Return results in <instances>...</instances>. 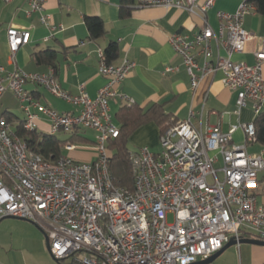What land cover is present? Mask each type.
<instances>
[{
  "label": "built area",
  "instance_id": "1",
  "mask_svg": "<svg viewBox=\"0 0 264 264\" xmlns=\"http://www.w3.org/2000/svg\"><path fill=\"white\" fill-rule=\"evenodd\" d=\"M27 1L29 13H40L41 23L49 25L47 0ZM216 1L138 0L134 7L163 6L202 14L206 23L202 29L173 34L169 40L182 58L191 90H197L206 75L221 72L223 85L237 92L238 110L251 106L257 116L264 107V39L252 65L233 60L254 38L244 20L257 12L256 6L242 0L235 12L218 11L216 34L206 19ZM51 30L58 33L63 26ZM7 40L14 59L29 44L31 31L11 26ZM213 42L218 46L216 54ZM99 53L98 71L107 82L96 98L88 95L85 85L78 94L69 93L53 67L27 72L0 65V99L8 91L16 95L26 115V130L37 131L38 114L50 120L52 136L90 129L95 132L96 153L92 162L63 154L46 158L31 150L6 117H0V221L10 217L34 222L48 236L53 258L71 264H194L221 251L231 238L238 246L245 236L264 242V206L256 191L264 158L248 152V146L257 142L254 122L234 125L228 132L216 125L205 132L194 126L191 110L187 120L162 132L160 153L144 146L131 154L132 190L115 185L109 146L120 128L110 104L116 99L134 104L119 93L118 86L136 63L126 57L120 65L109 64L105 53ZM178 71L179 67L167 66L164 74ZM29 83L45 88L76 111L60 113L34 101L26 89ZM238 129L244 131L243 144L233 143ZM78 146L68 142L64 147L73 151Z\"/></svg>",
  "mask_w": 264,
  "mask_h": 264
},
{
  "label": "crops",
  "instance_id": "2",
  "mask_svg": "<svg viewBox=\"0 0 264 264\" xmlns=\"http://www.w3.org/2000/svg\"><path fill=\"white\" fill-rule=\"evenodd\" d=\"M128 1L131 0H47L45 13L50 17V21L49 25H43L40 21V13H29L27 0H0V65L8 71L19 67L27 72H46L52 66L37 63L34 54L47 49L53 50L58 53L56 67L53 68L62 87L76 95L80 86L85 85L88 95L96 98L99 90L107 82L98 71L101 61L99 51L104 52L110 43H117L118 56L112 64L120 65L126 57L136 63V67L118 86L119 93L133 99V105L138 106L143 112L154 105L159 106L170 119L165 127L187 120L191 110L195 112V118L192 120L194 126L205 132L216 125H219L222 131L228 132L234 125L255 121L256 116L251 106L238 110L237 92L223 85L221 72L206 75L197 90H191V80L182 58L176 53L169 40L173 34H193L202 29L206 24L202 14H190L182 9L163 6L136 8L134 6L138 0H134L130 5V15L123 18L121 10L127 8ZM241 2L242 0H217L206 14L207 25L218 34L217 12H235ZM86 16L102 19L106 31L103 37L99 39L91 37L85 23ZM58 25L63 26V30L53 34L51 27ZM11 26L31 31L29 44L21 47L14 59L11 58L7 40V31ZM244 27L254 38L247 42L242 54L233 56V60L252 65L255 61V53L263 46L264 16L258 12L247 15ZM212 48L216 54L218 52L216 42H213ZM220 53L226 55L224 49H221ZM197 60L202 64L201 57ZM167 66L179 67V71L164 74ZM26 89L34 101L44 106L60 113L76 111L73 105L54 97L41 86L29 83ZM12 95L16 97L13 92L8 91L1 97L0 117L9 113L25 122L26 115L22 104L17 97L18 103H12L10 101ZM133 105L120 99L111 102V113L119 128L122 124L118 115L122 108H131ZM32 111L37 112L36 109ZM17 123L18 121L12 124L14 129ZM36 123L39 132L50 134L51 122L46 116L38 114ZM162 132V127L156 119L152 115L147 117L129 136L131 154L137 153L144 146L156 154L160 153ZM81 135H84L88 141L73 142V144L87 149L82 152L67 151L64 147L65 143L62 146V154L69 153L76 161L92 162L96 159L93 148L95 132L85 129L82 130ZM56 136L67 140L73 135L59 133ZM232 138L234 144H243L244 131L236 130ZM248 152L251 155L262 154L264 158V144L251 143ZM256 191L260 203L264 206V170L259 173ZM1 222L2 220L0 224ZM35 227H29V235H13L6 244L2 245L0 264H60L47 250L46 233L36 224ZM64 264L71 262L66 261ZM212 264H264V246L233 245Z\"/></svg>",
  "mask_w": 264,
  "mask_h": 264
},
{
  "label": "trees",
  "instance_id": "3",
  "mask_svg": "<svg viewBox=\"0 0 264 264\" xmlns=\"http://www.w3.org/2000/svg\"><path fill=\"white\" fill-rule=\"evenodd\" d=\"M133 1L134 0L128 1L127 8H122L121 17L125 18L130 15V5L134 3ZM249 1L256 6L257 12L264 16V0ZM85 23L93 39H99L105 35V26L101 18L86 16ZM118 51L119 47L117 43H110L105 49L104 53L109 64H112L117 58ZM57 57L58 53L50 49L34 54L37 63H44L52 67H56ZM151 115L156 119L159 126L162 127V131L172 126H164L170 119L157 105H154L146 112H143V110L136 105H133L131 108L123 107L118 115L122 124L120 135L117 139L111 141L109 150L111 154L112 176L115 185L119 187H125L131 190L134 188L135 175L132 168L131 152L129 150V136ZM4 116L11 124L18 121L15 128L16 133L29 144L31 150L42 154L46 158L55 159L59 157L62 154L63 144L69 141H72L70 143L88 141L84 135H81V132L79 134H74L67 140L60 139L58 136H52L48 133L39 132L38 130L31 132L24 128L25 122L18 119L16 116L9 113H5ZM254 123L257 129V142L264 144L263 111L256 116ZM59 263L64 264V262Z\"/></svg>",
  "mask_w": 264,
  "mask_h": 264
},
{
  "label": "rangeland",
  "instance_id": "4",
  "mask_svg": "<svg viewBox=\"0 0 264 264\" xmlns=\"http://www.w3.org/2000/svg\"><path fill=\"white\" fill-rule=\"evenodd\" d=\"M10 101L14 104L18 103L17 98L12 95V98L10 97ZM0 108V114L2 112ZM84 146L79 145L78 148L76 149V152H82L85 151L87 148H83ZM133 148V147H132ZM131 149V146H130ZM68 156L70 154L68 153ZM71 157V156H70ZM220 179H223L222 173L219 174ZM1 179V175H0ZM169 222L173 221V215H169L168 217ZM34 226L35 224H32L28 221H24L18 218H4L2 219V222L0 224V248L2 247L3 244H6L10 239L11 236L17 235V234H24V235H29L28 231L30 230L29 227ZM36 228V227H35Z\"/></svg>",
  "mask_w": 264,
  "mask_h": 264
},
{
  "label": "water",
  "instance_id": "5",
  "mask_svg": "<svg viewBox=\"0 0 264 264\" xmlns=\"http://www.w3.org/2000/svg\"><path fill=\"white\" fill-rule=\"evenodd\" d=\"M21 220H23V219H21ZM24 221H28V220H24ZM28 222H30L32 224H35L34 222H31V221H28ZM45 238H46L47 250L50 253V241H49V238H48L47 235H46ZM239 243L240 244H254V245L264 246V242L256 240V239H251V238H241ZM236 244L237 243H236L235 239L231 238L229 243H227L221 251H219L218 253H216L215 255H213L209 259L201 260V261H198V262H196L194 264H212L226 249H228L231 246L236 245Z\"/></svg>",
  "mask_w": 264,
  "mask_h": 264
}]
</instances>
